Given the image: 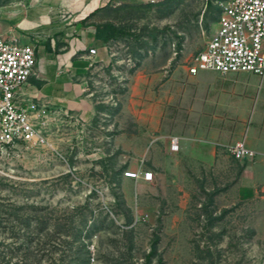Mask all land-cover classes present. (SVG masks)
<instances>
[{"label": "rangeland", "instance_id": "374dc122", "mask_svg": "<svg viewBox=\"0 0 264 264\" xmlns=\"http://www.w3.org/2000/svg\"><path fill=\"white\" fill-rule=\"evenodd\" d=\"M98 1L90 17L124 36L90 66L94 117L64 112L45 144L0 156V264H264V78L188 72L226 0ZM195 105H234L231 130L172 153ZM240 138L253 160L217 145ZM146 170L154 183L125 176Z\"/></svg>", "mask_w": 264, "mask_h": 264}, {"label": "crops", "instance_id": "0c3cea01", "mask_svg": "<svg viewBox=\"0 0 264 264\" xmlns=\"http://www.w3.org/2000/svg\"><path fill=\"white\" fill-rule=\"evenodd\" d=\"M98 7V0H16L1 9L0 35L19 45H32L36 52L35 75L19 93L22 107L29 103L46 106L55 118L69 111L86 120L94 117L96 104L88 92L90 66L108 61L110 45L96 38L99 14L90 15ZM62 11L70 14L71 21L61 19ZM91 48L97 50L96 56H90ZM193 109L198 112L191 118L182 117L183 125L193 127L178 137L180 142L191 138L210 141L231 130L234 105H195ZM258 120L264 125V105L258 109ZM246 143L251 149L252 140ZM255 172L254 167L244 169L241 188L254 179Z\"/></svg>", "mask_w": 264, "mask_h": 264}, {"label": "built area", "instance_id": "2783aa9c", "mask_svg": "<svg viewBox=\"0 0 264 264\" xmlns=\"http://www.w3.org/2000/svg\"><path fill=\"white\" fill-rule=\"evenodd\" d=\"M89 54L96 56L97 50L91 48ZM36 63L32 45H19L0 35V156L10 155L24 145H43L47 141L44 133L55 113L35 103L26 107L19 104L20 90L35 75ZM201 71L223 76L247 72L264 78V0H226L220 4L217 30L188 68L193 76ZM217 145L235 160L255 158L245 139ZM180 149V138L173 137L170 151L178 153ZM125 176L149 184L156 179L152 170L132 171Z\"/></svg>", "mask_w": 264, "mask_h": 264}, {"label": "trees", "instance_id": "16d2710c", "mask_svg": "<svg viewBox=\"0 0 264 264\" xmlns=\"http://www.w3.org/2000/svg\"><path fill=\"white\" fill-rule=\"evenodd\" d=\"M124 36L123 31L119 30L114 24L106 23L96 27V38L104 43L118 40Z\"/></svg>", "mask_w": 264, "mask_h": 264}]
</instances>
